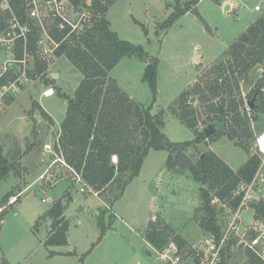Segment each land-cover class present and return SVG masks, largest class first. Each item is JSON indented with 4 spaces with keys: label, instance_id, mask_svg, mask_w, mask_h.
<instances>
[{
    "label": "rangeland",
    "instance_id": "374dc122",
    "mask_svg": "<svg viewBox=\"0 0 264 264\" xmlns=\"http://www.w3.org/2000/svg\"><path fill=\"white\" fill-rule=\"evenodd\" d=\"M177 4L191 9L167 24ZM257 4H261L262 10L256 9ZM263 14L264 0H116L107 13L111 29L121 39L141 45L148 58L124 56L110 74L136 101L151 105L154 113H163L164 132L170 141L193 140L194 130L174 115L170 106L179 94L224 57L231 44ZM149 57L158 61L155 92L144 79ZM50 72H59L53 85L61 93L54 90L53 95H43L48 86L40 80L10 97L0 109V142L5 155L16 166V172L0 182V198L8 192L16 194L10 198L12 206L0 222V261L171 264L161 260L159 251L162 250L157 251L145 238L150 221L158 217L170 223L188 243L179 252L180 263L195 264L193 247L211 235L195 217L202 204L200 193L204 183L195 180L189 171L169 169L168 150L151 149L140 174L110 204L111 198L99 196L59 161L60 153L45 149L46 143H54L66 115L68 101L61 94L73 96L82 78V73L65 55L53 59ZM258 84H263L261 92L253 93ZM241 87L245 98L250 96L251 100L256 94L255 105L259 107V111L252 112L255 137L248 142V150L223 135L191 146L186 154L196 161L202 153L213 150L237 170L251 153H260L263 160L253 186L264 201V153L256 146V137L264 132V63L243 78ZM195 105L199 106L198 101ZM205 126L204 122L199 125L201 129ZM26 179L33 184L29 185ZM24 188L19 200L13 202L17 192ZM115 193L119 191H109L103 196ZM59 199L66 205L68 243L47 246L51 220L46 214ZM217 208L218 223L224 232L232 220V209L227 201ZM253 208L241 211L239 229L231 232L225 247L227 264H248L250 249L264 256V219H256ZM100 213L107 226L103 234L98 224ZM201 215L203 212H199ZM171 249L170 246L168 252L166 248L163 251L172 256L175 250Z\"/></svg>",
    "mask_w": 264,
    "mask_h": 264
},
{
    "label": "trees",
    "instance_id": "16d2710c",
    "mask_svg": "<svg viewBox=\"0 0 264 264\" xmlns=\"http://www.w3.org/2000/svg\"><path fill=\"white\" fill-rule=\"evenodd\" d=\"M72 1L89 6L95 19L76 43L63 46L58 52L77 67L82 78L73 96L61 94L67 99L68 106L55 151L60 153V157L64 158L85 185L99 196L111 198L109 202L113 204L121 197L126 186L140 174L144 159L151 149L168 150L169 169L189 171L195 180L204 183L200 193L202 204L195 212L196 221L220 240L223 232L218 223V208L212 199L217 197L223 203L227 201L231 209H237L243 192L236 191L241 185H248L254 180L263 158L260 153H251L247 161L235 170L213 150L202 153L204 156L201 155L196 161L186 154V150L202 141L215 140L223 135L248 150V142L255 137V127L251 125L252 112L259 111V107H248L250 96H243L241 81L255 66L264 63V14L231 44L224 57L176 97L170 109L194 130L195 137L193 140L172 142L164 132L163 113H154L151 105L136 101L110 74L124 56L148 58L141 45L121 39L111 29L106 14L116 0ZM190 9L189 6L177 4L167 24ZM157 63V58L149 57L144 72V79L154 92ZM53 87L61 93L59 87ZM262 87L263 84H258L253 93H260ZM196 101L199 106L195 105ZM203 122L207 126L214 124L216 133L207 137L204 128L199 127ZM13 172H16L15 163L5 155L0 142V182ZM116 189L119 193L103 196ZM21 191L23 189L17 192L13 202L19 200ZM13 195L16 194L8 192L0 198V222L12 206L9 200ZM253 206L255 218L264 219V201L260 200ZM65 208L66 205L59 199L46 214L51 220L45 241L47 246L68 243L69 221L64 215ZM199 212H203V215L199 216ZM101 213L98 215V224L103 234L107 226ZM161 221L158 217L150 221L145 232L147 242L157 250H164L174 243L180 252L187 246V241L165 219ZM224 255L225 248L218 264H227ZM195 261L202 263V254L196 253ZM0 264L12 263L3 259ZM248 264H264V259L250 249Z\"/></svg>",
    "mask_w": 264,
    "mask_h": 264
},
{
    "label": "built area",
    "instance_id": "2783aa9c",
    "mask_svg": "<svg viewBox=\"0 0 264 264\" xmlns=\"http://www.w3.org/2000/svg\"><path fill=\"white\" fill-rule=\"evenodd\" d=\"M256 9L262 10L261 4H257ZM94 19L89 6L75 4L72 0H0V109L10 97L40 80L49 81L43 95H52V82L58 77V72H50L53 59L63 56L58 54L59 50L76 43L93 25ZM53 142L45 144L47 151L55 150L58 137ZM256 146L264 153V132L257 137ZM58 159L72 170L62 157ZM255 179L236 191L243 192V196L237 209H232V220L221 239L211 234L193 247L194 252L202 254V263L195 261V264H218L231 232L239 229L241 211L262 200L254 190ZM42 200L46 202L45 198ZM212 203L224 204L217 197ZM170 246L171 251L175 250L172 256L166 250H157L161 260L181 264L177 246L174 243Z\"/></svg>",
    "mask_w": 264,
    "mask_h": 264
},
{
    "label": "water",
    "instance_id": "95a60500",
    "mask_svg": "<svg viewBox=\"0 0 264 264\" xmlns=\"http://www.w3.org/2000/svg\"><path fill=\"white\" fill-rule=\"evenodd\" d=\"M229 8V5L226 6V9ZM198 57V53L195 55V58ZM255 100H256V94L254 95V97L248 101V105L250 106V108H254L255 107ZM204 132L207 135V137H210L212 134L216 133V127L214 124H209L208 126L204 127ZM204 156V154H202V157ZM147 253L151 255V251L147 250Z\"/></svg>",
    "mask_w": 264,
    "mask_h": 264
},
{
    "label": "crops",
    "instance_id": "0c3cea01",
    "mask_svg": "<svg viewBox=\"0 0 264 264\" xmlns=\"http://www.w3.org/2000/svg\"><path fill=\"white\" fill-rule=\"evenodd\" d=\"M109 11V10H108ZM108 13V12H107ZM106 16H107V14H106ZM108 18V17H107ZM58 76H59V72H58ZM79 84V83H78ZM78 84H77V86H78ZM77 86H76V88H77ZM54 90V89H53ZM53 95V94H52ZM46 96V95H45ZM62 123V122H61ZM60 128H61V124H60ZM60 128H59V130H60ZM58 136V135H57ZM57 136L55 137V138H57ZM71 170V169H70ZM72 171V170H71ZM72 172H74V171H72ZM75 174H76V172H74ZM257 176V175H256ZM17 177V179H20L19 178V176H16ZM19 182H20V180H19ZM26 182L27 183H30L29 185H31V184H33V182H30L28 179H26ZM26 188H24L23 189V191L25 190ZM22 192H20L19 193V195L21 194ZM148 243V242H147Z\"/></svg>",
    "mask_w": 264,
    "mask_h": 264
},
{
    "label": "bare ground",
    "instance_id": "6f19581e",
    "mask_svg": "<svg viewBox=\"0 0 264 264\" xmlns=\"http://www.w3.org/2000/svg\"><path fill=\"white\" fill-rule=\"evenodd\" d=\"M53 93H54V92H53ZM53 93H52V94H53Z\"/></svg>",
    "mask_w": 264,
    "mask_h": 264
}]
</instances>
